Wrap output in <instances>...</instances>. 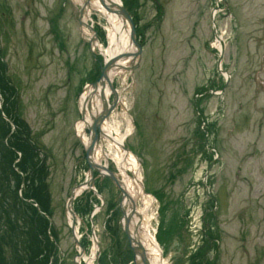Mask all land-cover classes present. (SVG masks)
I'll return each instance as SVG.
<instances>
[{
	"label": "rangeland",
	"instance_id": "rangeland-1",
	"mask_svg": "<svg viewBox=\"0 0 264 264\" xmlns=\"http://www.w3.org/2000/svg\"><path fill=\"white\" fill-rule=\"evenodd\" d=\"M125 1L143 29V57L133 82L128 73L115 77L128 111L120 106L108 122L122 133L125 117L132 114L135 129L125 146L139 158L146 188L162 207L157 221L155 201L150 218L154 228L159 225L165 264H193L192 256L204 248L206 231L220 240L205 253L207 260L217 252V264H264V0ZM79 10L72 0H0V33L9 75L20 90L19 114L50 154L52 208L64 264H74L78 249L67 200L85 180L75 168L83 151L74 130L80 117L76 94L99 69L83 41L90 33L80 31ZM95 12L108 33L105 17ZM215 28L225 41L222 71ZM108 42L109 37L103 45ZM224 83L223 93L217 94ZM207 89L213 91L197 96ZM197 99L200 115L194 109ZM205 141L218 154L207 150ZM104 145L117 166L121 151L106 139ZM209 192L215 195L216 220L206 225ZM36 194L44 201L41 187ZM138 202L142 210L144 202ZM96 217L101 255L107 252L108 262L116 264L117 248L104 228L107 213ZM181 220L183 227L178 226ZM81 232H86L84 225ZM47 234L52 244L48 229ZM89 249L95 250L92 242Z\"/></svg>",
	"mask_w": 264,
	"mask_h": 264
},
{
	"label": "trees",
	"instance_id": "trees-1",
	"mask_svg": "<svg viewBox=\"0 0 264 264\" xmlns=\"http://www.w3.org/2000/svg\"><path fill=\"white\" fill-rule=\"evenodd\" d=\"M7 48L0 34V92L5 114L14 121L16 130L5 120L0 110V220L5 231L0 234V264H50L51 254L57 255L56 245L50 243L49 221L37 208L24 199H34L42 210L51 213L49 167L47 155L32 141L30 128L18 113L19 91L8 75ZM18 152L21 153V157ZM19 161L15 164V161ZM25 176V190L19 194ZM37 184V186H36ZM44 194L41 201L37 188ZM39 199V200H38ZM40 201V202H39ZM54 235L56 232L53 230Z\"/></svg>",
	"mask_w": 264,
	"mask_h": 264
},
{
	"label": "water",
	"instance_id": "water-1",
	"mask_svg": "<svg viewBox=\"0 0 264 264\" xmlns=\"http://www.w3.org/2000/svg\"><path fill=\"white\" fill-rule=\"evenodd\" d=\"M88 2H89V0H85L84 5L81 6V10L79 13L80 14V25H81V27H84V26L88 27L93 32V36L90 40H88V42L90 43V46H91V52L94 53L93 47H95L97 42H98L97 32L92 25H88L83 19V14L87 15V13H85V7L88 5ZM99 2L101 3L103 8L107 12L115 13L119 17V19H121L124 22V24H126L127 27H129V37H130L131 48L128 51L121 52L120 54H118L112 58L111 57L105 58L104 64L101 68V74H100L99 78L95 82H92V83L86 85V87L83 90L81 100H82L83 95L85 93L87 94V97L83 103L82 102L80 103L81 114H82L81 120L86 122V114L88 112V114L91 118V121H92V123L88 125V130L90 132V136H91L92 141H95L97 139L98 130L101 134V124L107 118V116L110 114V112L113 110V107L117 103V90L113 86L111 74L113 72L118 71V70H122L123 72H127V71L132 72L134 67L140 62L141 55H142V47L139 44V42L137 41V33H136V28H135L132 16L127 11V9L124 7L122 2L120 1V3H118V2H113L112 0H99ZM82 32H83V29H82ZM215 34L217 35V32H215ZM221 43H222V55H221V57H223L224 42L222 41ZM122 62L126 63V65L123 64ZM220 63H221V61H220ZM105 87H108L115 95V101H114L112 106H109L108 100H107V98H105V93H104ZM96 98L100 99L102 102V111H100V112L97 110V108L94 111L92 110L93 106L91 104V101L93 99H96ZM79 139L81 140L80 137H79ZM92 150H93V143L88 148H86L87 157H88L87 159H88L91 171H93L95 168V166L91 162ZM111 177L121 187L122 193L125 195V198L128 199L127 201H129L130 198H129V194H128L126 188L124 186H122V184L117 181V178L115 177L114 173H112V172H111ZM74 198H75V191H73V193H72V195L68 201V211H69L70 215H72L73 217L75 216V212L73 210ZM129 220L130 219L125 218L124 228H125L126 234L128 235V239L131 243V246L134 250L135 261L138 262L136 260L137 255H138L142 258V261H143L142 264H149L146 261V254H145L144 250L141 247H139V245L137 244V241L132 239V237L130 236V233H129V230L127 227L129 224ZM73 229H75L74 224H73ZM76 240H77V238H76ZM77 244L80 245L78 240H77ZM83 253H84V249L81 248V254H83ZM75 263L80 264L78 261H76ZM138 263L141 264L140 262H138Z\"/></svg>",
	"mask_w": 264,
	"mask_h": 264
},
{
	"label": "bare ground",
	"instance_id": "bare-ground-1",
	"mask_svg": "<svg viewBox=\"0 0 264 264\" xmlns=\"http://www.w3.org/2000/svg\"><path fill=\"white\" fill-rule=\"evenodd\" d=\"M75 2H77L79 5H84L85 0H74ZM113 2H118L120 3V0H112ZM98 11L100 12L108 21V31H109V35H110V46L109 48L106 50L105 54L107 56V58H112L118 54H120L121 52H125L128 51L131 48V43H130V37H129V27H127L126 24H124V22L119 19V17L115 14V13H111V12H107L103 6L101 5V3L99 2V0H89L88 5L85 7V13H87V19H89V16L92 12ZM219 43V41H218ZM220 48V46H219ZM123 64L126 65V63L122 62ZM122 71V70H121ZM118 72H113L111 74V78H114V75L117 74ZM117 75H120L119 73ZM105 98L109 97V90L108 87H105ZM87 94L85 93L83 95L82 98V103L84 102V100L86 99ZM91 104L94 108L100 109L102 106V102L100 99L96 98L93 99L91 101ZM122 107L127 110L128 109V105L127 102L122 98ZM99 111V110H98ZM124 114L120 117V118H124ZM126 121H127V129L126 131L120 133L118 131H116V129L109 124V122L106 123L105 126H103V131L105 133V138L109 141V143L111 144L112 148H116L117 150H121V164L123 166H126L130 160H132V164L133 165V170H136L135 173V178L131 179V181H129V185L132 188V193L134 194V196L137 195H143L142 193V188H141V182H139L142 177L139 174V170H140V166H139V162L137 161L136 157L131 155V154H127L125 153V151L122 148L123 143L126 140V137L128 134L131 133L132 131V120L129 117H125ZM91 123V118H89V114L87 112L86 114V122H79L77 125V130L78 133L85 138V142L87 137H85L84 134V129L86 124H90ZM115 133V134H114ZM96 158H97V162L100 161L101 158L105 157V151L103 149V147L99 146L96 148ZM128 155H130V157H128ZM125 167L122 168V171L124 170ZM81 191V189H80ZM143 200L146 204V207H149L152 205L153 203V199H151V197L143 195ZM148 225V226H147ZM144 226H147L146 231L144 229H142V237L140 238L142 244L144 245L146 252H147V257L149 258V261H151L152 264H165L163 259H162V252L159 249V246L154 238V236L151 235V232H149L150 230V223L147 222L144 224ZM93 257H90L87 262L88 264H93Z\"/></svg>",
	"mask_w": 264,
	"mask_h": 264
},
{
	"label": "flooded vegetation",
	"instance_id": "flooded-vegetation-1",
	"mask_svg": "<svg viewBox=\"0 0 264 264\" xmlns=\"http://www.w3.org/2000/svg\"><path fill=\"white\" fill-rule=\"evenodd\" d=\"M103 149L105 151V157L101 158L98 164L100 166H108L110 170H114L118 173V175L122 178L125 176V168L122 171V168L125 167L121 164V161L118 163V165H114V160L111 158L110 154L107 151V147L104 145ZM118 151V150H117ZM76 171L83 172L82 176L84 175L86 177V172L89 169V164L84 156V153L82 151V160L80 161V164L75 167ZM108 175L104 176L100 172L95 171L94 172V186L96 187L97 191L102 194L104 197V204L103 208L98 212V214L102 211L107 213L106 220L104 221L106 224V228L110 229L111 232L106 230L108 232L110 238L113 241V244L117 248V261L116 264H127L129 257L133 255V252L131 251L130 247H128L126 241L127 236L124 235L122 229L118 228V231H116L112 225L114 224V221L116 222V219L121 215V211L118 208V202L121 200L120 191L118 190L117 186L114 184L113 180L107 177ZM108 181V183H107ZM100 199L97 197L92 191H84L78 200H76L75 203V209L77 212L83 217L82 221L80 222V229L81 226L84 225L86 232L83 234L85 235V240L88 239L89 242H91V232L88 229V225H90V217H88L87 213H90L93 207L96 204H100ZM97 219V217H96ZM86 220V221H85ZM88 220V221H87ZM159 231V230H158ZM99 241V239H98ZM87 246V244H86ZM91 247V244L90 246ZM109 258H103L102 262L99 261V264H113V262H108ZM133 264V263H132Z\"/></svg>",
	"mask_w": 264,
	"mask_h": 264
}]
</instances>
